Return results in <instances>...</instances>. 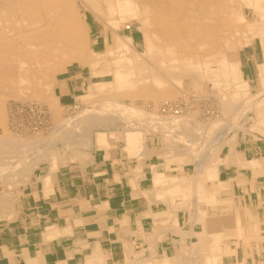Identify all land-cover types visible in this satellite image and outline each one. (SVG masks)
Returning a JSON list of instances; mask_svg holds the SVG:
<instances>
[{
    "label": "crops",
    "instance_id": "crops-1",
    "mask_svg": "<svg viewBox=\"0 0 264 264\" xmlns=\"http://www.w3.org/2000/svg\"><path fill=\"white\" fill-rule=\"evenodd\" d=\"M259 43L238 63L235 48L188 62L201 97L180 119L154 111L157 121L96 130L32 156L38 134L15 137L1 111L0 264H264ZM76 69L56 81L58 104L92 85ZM201 78L219 88L202 90ZM224 86L232 87L225 102ZM203 107L219 118L205 121Z\"/></svg>",
    "mask_w": 264,
    "mask_h": 264
},
{
    "label": "rangeland",
    "instance_id": "rangeland-1",
    "mask_svg": "<svg viewBox=\"0 0 264 264\" xmlns=\"http://www.w3.org/2000/svg\"><path fill=\"white\" fill-rule=\"evenodd\" d=\"M64 1L67 2L65 5H67L69 12L86 15V20L78 18L72 21V26L78 27L77 29L81 31L80 33L82 35L85 34L86 40H89V43H87L89 44V54L77 53L72 57L70 54L72 48L67 44V41H65L66 43L64 41L61 43L60 41H57V43L49 41V38H52V34L50 33H55V31L49 30L48 27L51 25L53 19L61 16L62 13L59 11L60 6L52 5L45 7L41 4V1L30 4L24 2V0H20V2H15V0H6V2L5 0H0V23L1 20L3 23V25L2 23L0 24V62L2 65L7 62L4 66L0 64V111H7L6 127H8V131L15 137L28 139L31 135H40V139L37 140L39 143L36 144L37 142H34V148L37 145L46 147L50 144L59 147L62 143L67 142V140L74 143L75 140L73 139L87 137L96 130L115 129L131 122L135 124L136 119L143 118L142 120H145V122L148 120L157 121L158 118L155 116V113L161 114L158 108H156L157 106L154 105L156 103L151 97H143L142 94H139V87L142 85L148 87L150 93H154L153 89H156V86L153 84L156 82L154 74L158 75L160 79H164L165 85L168 86L166 89L171 94V98H167L169 101H178L180 99L188 101V95L196 96V99L191 98V106L201 95L194 88L197 82L185 72V65L188 62L198 63L200 60L204 63L206 57L214 53L226 55L232 48H235L238 63L239 59H242V56L247 53L248 49L259 50L261 48L259 38L252 36L253 32L257 30L261 31L264 37V15L262 14V17H260L250 6H246V3L241 0H236L233 4L235 10L241 15L239 24L236 27L234 26L233 29L231 27L228 30L224 29L225 31L221 29L222 31L220 30L219 33L211 35L207 39L208 42L207 40L203 41V38L199 39L195 35L198 30L202 31V28L197 29L193 26L197 22H200L199 27L203 26L201 18L207 17L205 14L209 11L208 8L211 5L210 3H212L206 4L205 0H182L184 3L180 6L175 4L171 7L162 0H158L159 2L156 0L158 2L156 6L150 3L151 0L141 1V9L153 6L154 10L158 9L157 11H160L163 15L173 18L172 21L175 28L179 30V33L175 34L177 38H171V35L169 36L167 33H158L153 25L147 21L141 20L139 25V23H132L128 16H122L121 12L125 8L131 7L129 0H99L100 5L104 6V8L103 15L94 13L98 15L97 17L90 12L95 11L92 6L87 4V0ZM87 6L89 7V11L86 10ZM30 8L33 10V13L28 15L25 11ZM224 11L226 14L224 16H228L229 10L226 11L225 9ZM43 16H45L46 20ZM10 23L13 24L11 25ZM186 24L193 26L191 28V35L182 31ZM219 27L220 24L213 20L212 23H208L207 28L211 31H214V29L217 31L220 29ZM96 36H105V38L99 44L96 43L97 41L94 44L93 41H95ZM24 37H26L25 42L22 40ZM15 39H17L16 42ZM211 40L215 41L217 45L214 43L216 46L213 47ZM229 40L232 41L234 46H227ZM15 43L17 45H14ZM63 45H66V47ZM108 47L110 48L108 49ZM146 49L154 51L166 49L167 57H169L168 59L171 62L170 65L167 64L168 61H165L162 65L155 64V61L150 58V51L148 52ZM181 49H185L186 53ZM215 49L216 52L214 51ZM241 49H243L244 53L239 52ZM16 51L18 52L16 53ZM73 67L77 69L83 67L85 74L91 76L92 85H89L85 93L77 97L75 102L69 105L58 104L54 93L55 83L58 79L64 77V74ZM217 67V64H211V70H215ZM117 71L131 72L130 78L134 86L132 90L126 89L129 83H125L122 88H116L118 83L114 82L112 73H119ZM137 77H145L143 80H147V82L142 84ZM200 82L202 83V90H206L208 93H210L212 85L213 88L218 87L209 78L208 80L207 78H201ZM108 83H111V85ZM29 86H31L30 89ZM44 88H47L49 91L46 92ZM39 90L46 92L47 97L51 100L50 104L33 98L32 94L39 92ZM231 92L232 87L224 86V89L221 90L224 102L226 101L225 97L231 96L228 94ZM153 95L158 97L159 94L155 92ZM165 98L159 97L160 100L156 102L165 100ZM114 102L115 104H113ZM31 104H42L47 107L49 114L46 131L24 134L20 130L19 123L21 119L17 114L20 111L26 110V107ZM202 110L201 118L210 122V124L215 122L212 120L219 118V112L215 108L203 107ZM51 111H55V114L51 115ZM187 111H183L182 114H185ZM140 114H144L145 116H140ZM13 121L15 122L13 126L17 129V132L11 129L13 127L11 124H14ZM33 146L31 147L33 148ZM35 150L34 155H37L38 149Z\"/></svg>",
    "mask_w": 264,
    "mask_h": 264
},
{
    "label": "bare ground",
    "instance_id": "bare-ground-1",
    "mask_svg": "<svg viewBox=\"0 0 264 264\" xmlns=\"http://www.w3.org/2000/svg\"><path fill=\"white\" fill-rule=\"evenodd\" d=\"M41 1V4L43 5V6H45V7H50V6H52V5H58V6H60V8H59V11H61V16H58L57 18H55V19H53L52 20V23H51V25L48 27V29L49 30H51V31H55V33H50V34H52V38H49V41L50 42H55V43H57V41H60V43L62 42V41H67V44H69V46H71V48H72V51H71V55H72V57H74L75 56V54H80V53H82V54H89V52H90V50H89V48H88V46H89V44H87V43H89V40L87 41L86 40V36H85V34H81L80 32V30H78L77 28L78 27H74V26H72V21H74V20H76V19H78V18H80V19H82V20H86V15L85 14H79V13H77V12H75V13H72V12H69V10H68V8H67V5H65V4H67V2H65L64 0H24V2H28V3H30V4H32V3H35V2H40ZM141 1L142 0H129V3H131V7H128V8H125L122 12H121V15L122 16H128V18H130L131 19V21H132V23H139V25H140V23H141V20H143V21H147L148 23H151L152 25H153V27L156 29V31L159 33H162V34H168L169 36L171 35V38H177L176 36L177 35H175V34H178L179 33V30L178 29H176L175 28V26H174V23H173V21H172V19L173 18H170V16H166V15H163V13H161L160 11H157L156 9L154 10L153 9V6H151V7H145V9H141L142 8V4H141ZM158 1V0H157ZM164 3H168L169 4V6L171 7V6H173V5H175V4H178L179 6L182 4V3H184V2H182V0H162ZM190 1V0H189ZM241 1H243V2H245L246 3V6H250L260 17H262V14L264 15V0H241ZM5 2H6V0H5ZM15 2H20V0H15ZM159 2V1H158ZM158 2H156V0H151V2L150 3H152V5H154V6H156L157 4H158ZM187 2V1H186ZM206 4H208V3H210V2H212V3H210L211 5L209 6V11L208 12H206V14H205V16H207V17H204V18H201V20H203V26H201V27H199V24H200V22H197V23H194L193 24V26L195 27V28H197V29H199V28H202V31H197L196 32V36H198L199 37V39L200 38H203L202 40L204 41V40H207V39H209V37H211V35H215V34H217V33H219L220 32V30L221 29H229L230 27L233 29L234 28V26L236 27L238 24H239V22L241 21V15L237 12V10H235V6L233 5L235 2H236V0H205L204 1ZM14 3V2H13ZM73 3V2H72ZM110 3V2H109ZM157 3V4H156ZM87 4L89 5V6H92V8H93V10L95 11V12H92V11H90L93 15H95L94 13H98V14H101V15H103V8H104V6H101L100 5V3H99V0H87ZM105 4V3H104ZM112 4V3H111ZM186 4V3H185ZM11 6V5H10ZM27 6V5H26ZM208 6V5H207ZM8 7V6H7ZM6 7V8H7ZM15 7V6H14ZM158 7V6H157ZM221 7V8H220ZM223 7V8H222ZM28 8V7H27ZM41 8V7H40ZM174 8V7H173ZM5 9V8H4ZM186 9V8H185ZM226 9V11L227 10H229V15L228 16H224V15H226L224 12V10ZM12 10H14V9H12ZM23 10H24V8H23ZM43 10V9H42ZM51 10V9H50ZM68 10V11H67ZM86 10H88L89 11V7L87 6V9ZM40 11H41V9H40ZM186 11V10H185ZM7 12V11H6ZM28 15L31 13H33V10L30 8V9H28L27 11H25ZM46 12V11H45ZM44 12V13H45ZM48 12H49V10H48ZM50 13V12H49ZM59 13V12H58ZM181 13V12H180ZM20 14V13H19ZM37 14H39V13H37ZM228 14V13H227ZM8 15V14H7ZM10 15V14H9ZM13 15V14H12ZM27 15V16H28ZM40 15H42V14H40ZM198 15V14H197ZM96 17L98 16L97 14L95 15ZM19 17V16H18ZM38 17V16H37ZM44 17V19H45V16H43ZM191 17V16H190ZM23 18V17H22ZM27 18V17H26ZM26 18H25V21H26ZM263 18H264V16H263ZM19 19V18H18ZM29 19V18H28ZM36 19V18H35ZM193 19H195V18H193ZM197 19V18H196ZM46 20V19H45ZM44 20V21H45ZM213 20H215V21H217L219 24H220V29H218L217 31H216V29H214V31H211V30H209L207 27H208V23H212V21ZM20 21V20H19ZM24 21V20H23ZM175 21V20H174ZM243 21V20H242ZM17 22V21H16ZM27 22V21H26ZM1 23H2V20H1ZM0 23V24H1ZM41 23V22H40ZM145 23V22H144ZM11 24V23H10ZM13 24V23H12ZM11 24V25H12ZM17 24V23H16ZM150 24V25H151ZM2 25H3V23H2ZM7 25V24H6ZM42 25V24H41ZM215 25V24H214ZM217 25V24H216ZM14 26V25H13ZM22 26V25H21ZM147 26V25H146ZM191 24H186L185 25V27L182 29V31L184 32V33H186V34H189V35H191V28L193 27ZM212 26V25H211ZM4 27V26H3ZM12 27V26H11ZM10 27V28H11ZM27 27V26H26ZM42 27V26H41ZM47 27V26H46ZM45 27V28H46ZM147 27H149V26H147ZM13 28V27H12ZM19 28V27H18ZM45 28H43V29H45ZM150 28V27H149ZM194 28V29H195ZM204 28V29H203ZM179 29H181V28H179ZM21 30V29H20ZM24 30V29H23ZM26 30V29H25ZM48 30V31H49ZM142 30V29H141ZM41 31V30H40ZM39 31V32H40ZM47 31V32H48ZM222 31V30H221ZM225 31V30H224ZM223 31V32H224ZM9 32V31H8ZM42 32V31H41ZM57 32V33H56ZM194 32H195V30H194ZM23 33V32H22ZM35 33V32H34ZM20 34V33H19ZM18 34V35H19ZM32 34V33H31ZM36 34V33H35ZM264 34V33H263ZM12 35V34H11ZM18 35H16L17 37H19ZM33 35V34H32ZM47 35H48V33H47ZM229 35V34H228ZM227 35V36H228ZM14 36V35H13ZM12 36V37H13ZM20 36H21V34H20ZM184 36V35H183ZM253 37H258L259 38V40L261 41V45H262V47H264V38L262 37V32L261 31H254L253 32V35H252ZM17 37H15V38H17ZM36 37V36H35ZM25 38L26 37H24V38H22V40L24 41L25 40ZM48 38V37H47ZM187 38V37H186ZM18 39V38H17ZM17 39H15V42H16V40ZM38 39V38H37ZM14 40V39H13ZM221 40V39H220ZM35 41V40H34ZM42 41V40H41ZM192 41V40H191ZM194 41V40H193ZM199 41V40H198ZM1 42V41H0ZM25 42V41H24ZM30 42V41H29ZM207 42H208V40H207ZM32 43V42H31ZM66 43V42H65ZM184 43V42H183ZM214 43L217 45V43L215 42V41H212L211 40V45L214 47V46H216V45H214ZM222 43V42H221ZM45 44H47L46 42H45ZM185 44V43H184ZM204 44H207V43H204ZM14 45H17L16 43L14 44ZM29 45V44H28ZM31 45V44H30ZM193 45H194V43H193ZM64 47H66V45H63ZM62 46V47H63ZM221 46V45H220ZM227 46L228 47H230V46H234L233 45V43H232V41L231 40H229V42H227ZM20 47V46H19ZM61 47V48H62ZM63 47V48H64ZM157 47V46H156ZM4 48V47H3ZM30 48V47H29ZM61 48H59V49H61ZM88 48V49H87ZM110 47H108V49H109ZM164 48V47H163ZM2 49V48H1ZM11 49V48H10ZM24 49V48H23ZM31 49V48H30ZM33 49V48H32ZM66 49V48H65ZM64 49V50H65ZM218 49V48H217ZM264 49V48H263ZM29 50V49H28ZM145 50V49H144ZM146 50H148V52L150 51V58L153 60V61H155V64H160V65H162L165 61H168L167 62V64L168 65H170V60L168 59L169 57H167V50L166 49H159V50H157V51H154V50H150V49H146ZM183 52H185L186 53V51H184L185 49H181ZM26 51V50H25ZM207 51V50H206ZM215 52H216V49L214 50ZM220 51V50H219ZM18 51H16V53H17ZM44 52V51H43ZM172 52V51H171ZM181 52V51H180ZM211 52V51H210ZM30 53H32L31 51H30ZM29 52H28V54H30ZM209 54V53H208ZM6 55V54H5ZM186 55V54H185ZM4 56V55H3ZM172 56V55H171ZM212 57H215L214 59H217V58H219L218 57V54H216V53H214L213 55H211V60H213L212 59ZM202 58V57H201ZM76 59V58H75ZM90 59V58H89ZM171 59V58H170ZM175 60V59H174ZM197 60V59H196ZM199 60V59H198ZM8 61V60H7ZM13 61V60H12ZM192 61V60H191ZM194 61H195V59H194ZM10 62V61H9ZM18 62V61H17ZM152 62V61H151ZM0 64H1V62H0ZM4 64H7V62H5ZM173 64H175V63H173ZM187 65V64H186ZM1 66H2V64H1ZM179 67H180V65H178ZM192 67H193V65H191ZM105 67V66H104ZM175 68V67H174ZM194 68V67H193ZM195 69V68H194ZM145 71V70H144ZM117 72H119V71H117ZM209 72V71H208ZM107 73V72H106ZM194 73V72H193ZM113 74V80H114V82L115 83H118V85H116L117 87L116 88H122L123 87V85L126 83V84H128L127 85V87H126V89H128V90H132L133 88H134V86H133V84H132V80H131V72H127V71H124V72H119V73H112ZM143 74V73H142ZM159 74V73H158ZM163 74V73H162ZM133 75V74H132ZM231 75H233V74H231ZM37 76V75H36ZM154 77H156V82H154L153 84L156 86V89L154 90L153 89V91H154V93L155 92H158V97H156V95L154 96L153 94L154 93H150V91L148 90V87H145L144 85H142L141 87H139L140 88V93L139 94H142V96L143 97H145V96H149V97H151L152 99H153V101L156 103V104H154V105H156L157 107L156 108H158V106H159V104H162V103H164L165 101H167V100H169V99H167V98H171V94H170V91L169 90H167L166 88L168 87V86H166L165 85V83H164V79H160L159 78V76L158 75H156V74H154L153 75ZM212 76H214V75H212ZM39 77V76H38ZM138 78V77H137ZM143 78H145V77H142V78H138V80H139V82L140 83H144V82H147V80L146 81H144L143 80ZM7 79V78H6ZM39 79H41V78H39ZM43 79V78H42ZM210 79V78H209ZM19 80V79H18ZM235 81V80H234ZM17 82V81H16ZM236 82V81H235ZM30 84V83H29ZM50 84V83H49ZM109 85H111V83H108ZM41 85H42V83H41ZM102 85H104V84H102ZM101 86V85H100ZM30 87L31 86H29V89H30ZM103 87H106V86H103ZM137 87V86H136ZM198 87V86H197ZM130 88V89H129ZM45 89V91L47 92V91H49L47 88H44ZM136 89V88H135ZM45 91H41V90H39V92H35V93H33L32 95H33V98H35L36 100H40V101H45L46 103H49L50 104V99H49V97H47V94H46V92ZM117 92V91H116ZM129 92H132V91H129ZM192 95V94H191ZM133 96V95H132ZM189 96V95H188ZM159 97H166L165 98V100H162V101H159L158 103L156 102V101H158V100H160L159 99ZM192 97H194V95L192 96ZM196 97V96H195ZM194 97V98H195ZM124 98V97H123ZM129 98V97H128ZM197 98V97H196ZM195 98V99H196ZM120 99H121V97H120ZM96 102V101H95ZM22 104V103H21ZM113 104H115V102L113 103ZM90 106V105H89ZM93 107V106H92ZM91 107V108H92ZM150 107V106H149ZM94 108V107H93ZM135 108V107H134ZM132 109V108H131ZM137 109H139V108H137ZM93 110H95V109H93ZM120 111V110H119ZM156 111V110H155ZM1 112V111H0ZM135 112V111H134ZM129 114V113H128ZM132 114H133V112H132ZM152 114V113H151ZM144 115V114H143ZM134 116V115H133ZM140 116H142V115H140ZM145 116V115H144ZM170 116H172L171 118H173V117H176V118H178V119H180L182 116H183V114H181V115H178V116H173V115H170ZM169 116V117H170ZM121 117V116H120ZM123 117V116H122ZM168 117V118H169ZM150 118H151V116H150ZM122 120V119H121ZM211 120V119H210ZM212 121H215V120H212ZM83 123V122H82ZM212 123H214V122H212ZM211 123V124H212ZM67 124V123H66ZM5 125V118H4V116H2V115H0V126H4ZM70 125V124H69ZM13 126V125H12ZM74 126V125H73ZM64 127V126H63ZM67 127V126H66ZM4 129H5V127H4ZM64 129V128H63ZM92 130V129H91ZM196 130V129H195ZM6 131H7V129H6ZM203 131V130H202ZM8 132V131H7ZM7 132H5V133H7ZM72 132V131H71ZM4 133V132H3ZM1 134V133H0ZM9 134V133H8ZM79 134V133H78ZM40 136V135H39ZM38 136V137H39ZM1 139V138H0ZM3 139V138H2ZM11 139V138H10ZM14 140V139H13ZM13 140H12V142H13ZM43 140V139H42ZM41 140V141H42ZM70 140H72V139H70ZM41 141H40V143H41ZM68 141V140H67ZM15 142V141H14ZM44 142V144H45V140L43 141ZM48 142V141H47ZM36 143V142H35ZM39 142H37L36 144H38ZM24 144V143H23ZM44 144H42L43 146H44ZM21 145V144H20ZM34 145V143L32 144V146ZM51 145V144H50ZM49 145V146H50ZM39 145H37V147H38ZM186 146V145H185ZM35 146H33V148L31 147V149H32V156H34V154H35V151H37V150H35V149H38L37 147L36 148H34ZM40 147V146H39ZM48 147V146H47ZM69 147V146H68ZM210 147V146H209ZM25 148H27L26 146H25ZM35 150V151H34ZM33 151H34V153H33ZM223 151V150H222ZM145 153V152H144ZM202 153V152H201ZM22 156L24 155V152H22V153H20ZM36 158V157H35ZM20 159V158H19ZM29 161V160H28ZM32 163V162H31ZM42 163V162H41ZM24 163H22V165H23ZM18 166H20V165H18ZM37 166V165H36Z\"/></svg>",
    "mask_w": 264,
    "mask_h": 264
},
{
    "label": "built area",
    "instance_id": "built-area-1",
    "mask_svg": "<svg viewBox=\"0 0 264 264\" xmlns=\"http://www.w3.org/2000/svg\"><path fill=\"white\" fill-rule=\"evenodd\" d=\"M188 97H187L188 101L187 100L182 101V99L178 101L167 100L164 103L160 104V106L158 107V111L160 112L161 115L164 116L181 115L183 111H187L189 109L190 101H192L191 98L194 99V97L192 96H188ZM48 114L49 113L47 107L42 104H34V105L31 104L27 106L26 110L20 111L17 114L18 117H20L21 119L19 123L20 130L23 131L22 133L24 134H28L30 132L36 133L40 131H46L48 124ZM11 125H15V122L14 124L12 123ZM11 129L14 132H17L16 131L17 129H15L14 126Z\"/></svg>",
    "mask_w": 264,
    "mask_h": 264
}]
</instances>
